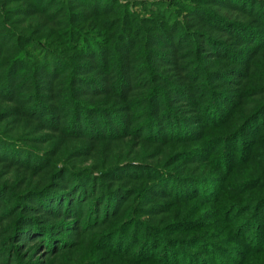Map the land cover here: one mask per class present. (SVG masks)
<instances>
[{
    "label": "trees",
    "instance_id": "1",
    "mask_svg": "<svg viewBox=\"0 0 264 264\" xmlns=\"http://www.w3.org/2000/svg\"><path fill=\"white\" fill-rule=\"evenodd\" d=\"M125 139L156 162L114 158ZM242 167L253 194L215 207L225 235H186L177 203L224 202ZM3 222L0 264H50L32 251L63 256L88 232L132 264H228L224 240L261 260L264 0H0Z\"/></svg>",
    "mask_w": 264,
    "mask_h": 264
},
{
    "label": "rangeland",
    "instance_id": "2",
    "mask_svg": "<svg viewBox=\"0 0 264 264\" xmlns=\"http://www.w3.org/2000/svg\"><path fill=\"white\" fill-rule=\"evenodd\" d=\"M148 3H153L154 1H159V0H146ZM125 2V0H124ZM153 9H155L154 6ZM135 9H137L136 11L144 17H150L151 13L150 12H142V10H140L139 6L135 7ZM102 24L98 27V29H103L102 28ZM100 33V32H97ZM102 35V34H99ZM134 140L131 139H125L122 142H119L117 144H114V147L112 148V153H114V158H118L119 154H123L124 157H127L129 159H134V157L136 158V156H139L140 159L145 160L147 162H151L154 163L157 160V157H155V155L158 153L156 151H150L148 149L143 150L142 149V145H136V141L133 142ZM152 146V145H149ZM152 150V149H151ZM144 151V152H143ZM166 151V150H165ZM165 151H163V153H165ZM157 156V155H156ZM159 156V155H158ZM101 155L98 154L97 158H100ZM88 160V159H87ZM93 161L88 160L86 163L82 164V166H89L91 165ZM175 166H177L178 169H182L183 166L181 167V165L179 164H175ZM210 166L205 167L206 170L205 173L207 172L208 175H214L215 177L219 176V173L216 172V168H213L210 170L209 169ZM246 169H248L246 171ZM252 172V169L249 167H245L241 169L240 172L236 173L234 176H236L238 178V181L235 182V185L232 183L230 184L226 190H224L222 192V196H224L222 199V203H214V202H210V203H206L203 204V202H201L198 198H190L189 201H184V202H178L177 205L180 206V211L183 212L185 211L186 214L185 219H189L190 221L193 222V226L196 227L194 228V230L189 231L186 235H192L194 233L196 234H202L204 236H208V234H215L212 237H221L219 234H221L223 232V235H225L224 233H226L225 231H223V228H218L215 227L214 222L217 220L216 216H215V207L217 208V210L222 209L225 204H230V202H234V204H246V203H250L247 201V197L250 198V195L253 194L252 190H244L246 187V183H248L249 180H247V176H249ZM230 177L227 181H231V179L235 178V177ZM224 183H226L227 181L225 180L224 177ZM227 182V184L229 183ZM220 183V182H219ZM226 184V185H227ZM219 193V189L216 191V193ZM160 198H154L152 199L151 202L153 201H158ZM177 206V207H178ZM246 207V206H245ZM175 208H173L174 210ZM248 208H244L243 210L245 211L244 216L249 214V210H247ZM223 212V211H222ZM225 214H227L225 212ZM238 217V212L235 214H229V218L232 223H235L238 220H235V218ZM198 221V223H197ZM235 221V222H233ZM197 223V224H196ZM4 222L0 225H3ZM219 225H222V223L220 222ZM104 229V228H103ZM102 229V230H103ZM97 233L94 232H88L86 235L84 236H74L72 239L75 241L74 242V247L70 248L69 250H66L64 253V255L62 256L61 254H59L58 256H49V257H44L43 253L41 251H39L38 249L36 251H32L33 252V256L37 259V260H43L46 262H50V264H84L85 262H87V260H89L90 258H94L97 261H99L101 263V261H104V263H111V264H132L131 260L129 258H126L124 256H117L114 255L113 256H109L108 254H103V252H101L97 246L95 245L94 241H95V237H96ZM207 239L209 237H206ZM229 238V237H228ZM248 239V238H247ZM228 240H224L222 242L223 248L225 250H220L219 254L223 256V263H228V264H254L255 262H263L262 259L264 258V254H261L263 257H261L262 259L260 260H254L251 259L249 260V258H246L247 256L242 254V246H237L234 247V244H229L227 245ZM37 240H32L30 242L25 241V243L22 245V247L24 248V250L28 251L30 249H33L35 247V245L37 244ZM226 243V244H225ZM249 243V242H247ZM263 243V242H261ZM234 245V246H231ZM226 247V248H225ZM231 249L230 251H228V249ZM234 248V249H233ZM229 252H232L230 255L228 254ZM133 261V260H132ZM48 264V263H47ZM152 264V263H151Z\"/></svg>",
    "mask_w": 264,
    "mask_h": 264
}]
</instances>
